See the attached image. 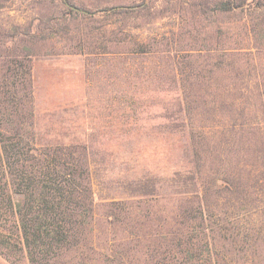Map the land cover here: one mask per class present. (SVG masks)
I'll return each mask as SVG.
<instances>
[{"label": "rangeland", "instance_id": "1", "mask_svg": "<svg viewBox=\"0 0 264 264\" xmlns=\"http://www.w3.org/2000/svg\"><path fill=\"white\" fill-rule=\"evenodd\" d=\"M68 1L86 11H70L65 0H0V52L17 54L18 49L31 57L37 141L86 149L96 197L89 237L99 249L111 244L116 251L125 249L130 260L142 261L153 250L189 248L191 263L218 264L213 242L228 252L232 239L226 228L233 229L231 221L236 219L228 220L215 210L203 223L199 218L184 223L188 218H183L187 213L179 207L178 178L194 166L192 127L202 125L200 133L209 140L207 145L223 147L235 142L241 130H264V125L258 126L264 124V115L257 96L244 95L232 108L223 101L227 92L233 93L231 84L239 86L242 94L245 84L255 82L264 99V0L247 2L259 7L246 9L242 21L232 13L216 15L225 28L220 42L228 29L231 45L249 46L229 57L243 72L232 79L226 66L211 73V65L186 64L187 60L204 62L205 49L220 35L218 24L201 12L194 16L189 4L179 3L193 0H147L155 2L151 13L126 18L114 7L140 0ZM167 2L184 7L178 11V6ZM188 22L196 28L184 35ZM247 22L250 38L241 28ZM166 42L177 51H161ZM250 69L257 77L248 79ZM249 121L255 127H249ZM140 186L158 189L150 213L141 210L147 207L137 195ZM115 203L129 208L123 214L129 221L125 227L106 221ZM244 215L237 221L252 226L245 223L249 216ZM180 236L182 240L192 236L194 244L201 239L202 246L178 247ZM137 238L142 240L140 245ZM170 255L179 256L171 251ZM0 264L29 263L26 258H8L0 249ZM96 264L102 263L97 259ZM224 264L248 263L241 258Z\"/></svg>", "mask_w": 264, "mask_h": 264}, {"label": "trees", "instance_id": "2", "mask_svg": "<svg viewBox=\"0 0 264 264\" xmlns=\"http://www.w3.org/2000/svg\"><path fill=\"white\" fill-rule=\"evenodd\" d=\"M65 1L72 8L70 11L79 10L73 6L79 7V11L84 10L68 0ZM254 1L179 2L189 4L194 16L201 12L206 15V19H211L210 23L218 24L220 33L217 42L205 49L206 55L203 54L202 57L204 62L187 60L186 64L191 67L194 63L211 65V73L214 69L226 66L229 79L239 78L243 72L238 67L235 68V60L231 61L229 57L232 54L237 56L240 54L237 52L249 46L231 45L233 36L228 29L225 40L220 42L225 28L216 15L232 13L237 16L236 20L242 21L246 9L259 7L258 4H247ZM154 3L147 0L124 3L114 7V12L124 15L125 18L138 16L144 12L151 13ZM179 5L172 3V7L178 6V11L184 7ZM186 27L184 35L196 28L194 22H188ZM249 27L248 22L241 27L246 31L248 38ZM164 45L160 49L164 53L177 51V48L170 46L168 42ZM252 71L253 69H250L248 72V79L253 75L257 77L255 71ZM231 85L233 93L227 92L224 95L225 103L232 108L244 95L246 98L255 95L258 103L263 106L264 115V99L257 82L254 85L245 84L243 88L246 91L242 92L243 95L239 86ZM203 103L207 104L206 101ZM34 117V80L29 53L18 49L17 54L0 52V249L6 257L17 260L26 258L29 264H96L97 259L102 264L198 263L196 260L190 262L189 248H178L177 251H174L175 248H168L163 252L153 250L142 261L139 258L130 260L128 251H116L112 248L114 244L109 245L106 250L99 249L89 237L96 197L86 149L79 145L40 144L34 132ZM251 121L248 122L249 127H255L256 123ZM263 125L260 123L258 126L263 128ZM201 130L202 125H198V128L192 127L190 141L195 156L194 166L189 173L179 174L178 178L180 188L176 194L181 196L179 207L187 213L183 218H188L183 219L184 223L198 218L203 223L208 214L211 215L215 210L228 215H225L227 219L234 217L236 220L231 221L233 229L226 228L230 231L232 239V247L228 252L218 249L213 242L217 263L238 262L243 258L248 264H264V216L258 215L260 212L264 214V130H241L237 140L232 143L235 145L230 144L229 147L218 143L214 146L207 145L209 140L206 141L205 134L200 133ZM223 153H227L226 158ZM138 189L137 195L142 198L143 207H147L141 209V205L138 206L139 209L144 213L152 212L151 207L159 198L158 189L156 186H140ZM128 209L121 203L111 205L106 214L107 223L113 227H125L129 221L123 214L124 211L128 212ZM241 214L249 216L245 223L252 226L243 227V224L237 221ZM256 223L257 226H253ZM114 236L115 240L116 235ZM181 238L182 236L177 242L178 247L183 244L202 246V243H198L201 239L194 244L191 243L192 236H185V240ZM137 240L140 245L141 238ZM167 240L166 242H169L170 239ZM121 242L125 243L123 237ZM170 244L174 245L175 242ZM155 248L158 249L157 246ZM170 251L171 254L178 253V258L172 259ZM221 259L226 261L223 263Z\"/></svg>", "mask_w": 264, "mask_h": 264}, {"label": "water", "instance_id": "3", "mask_svg": "<svg viewBox=\"0 0 264 264\" xmlns=\"http://www.w3.org/2000/svg\"><path fill=\"white\" fill-rule=\"evenodd\" d=\"M69 5H71V4H69ZM73 6V5H72ZM74 8H76V9H79V10H81L79 7H77V6H73ZM83 11H85V10H83Z\"/></svg>", "mask_w": 264, "mask_h": 264}]
</instances>
